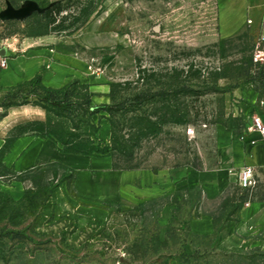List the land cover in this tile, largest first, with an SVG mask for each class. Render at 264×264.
I'll return each instance as SVG.
<instances>
[{"label": "rangeland", "instance_id": "1", "mask_svg": "<svg viewBox=\"0 0 264 264\" xmlns=\"http://www.w3.org/2000/svg\"><path fill=\"white\" fill-rule=\"evenodd\" d=\"M26 2L36 6L26 18L0 19V63L30 47L53 52L60 82L47 86L37 74L32 85L60 91L63 108L36 106L47 132L109 148L110 156H83L88 163L105 159L121 168L115 171L166 172L170 180L150 201L128 193L112 200L111 189L102 201L81 200L74 168L54 161L16 175L0 161V264H264V250H225L216 236L192 233L190 209L200 192L179 187L174 176L215 169L239 151L253 117L264 124V38L249 24L222 36L218 0H0V15ZM58 2L62 12L46 17ZM18 85L0 86V118L9 109L5 92ZM31 90L22 87L19 99ZM87 102L112 111L91 116ZM11 182L24 186L19 201L4 188ZM56 197L94 216L81 218L71 204L57 220H43ZM164 202L174 208L161 226ZM228 203L213 206L218 231ZM52 225L66 230L52 233Z\"/></svg>", "mask_w": 264, "mask_h": 264}, {"label": "crops", "instance_id": "2", "mask_svg": "<svg viewBox=\"0 0 264 264\" xmlns=\"http://www.w3.org/2000/svg\"><path fill=\"white\" fill-rule=\"evenodd\" d=\"M247 24L258 37L264 38V0H218V25L222 36H231ZM52 54L46 49L30 47L22 56L2 57L6 60V67L0 72V86L6 88L22 84L42 74L45 84L54 87L60 81L53 78L55 71L54 64L50 65L51 58L57 59ZM44 116L43 110L36 106L9 108L0 118V150L14 127L31 121L44 122ZM249 129L250 126L248 133L237 142L239 151H230L231 159L220 162L215 169L197 173L178 170L174 173L179 187L198 189L200 192L190 209L189 229L196 235L216 236L220 248L225 250H264V135ZM235 155L238 158L235 159ZM86 160L83 156L60 153L57 144L44 136L25 135L12 144L2 163L17 174L54 161L74 168L78 170L74 186L81 200L102 201L111 189L112 200L128 193L150 201L164 195L161 186L170 180L166 172L153 174L147 170L122 173L111 169L112 163L108 160L92 163ZM88 166H93L96 173L90 172ZM246 167L252 168L255 173V185L250 190H242L237 184V175ZM4 188L13 200L23 198V184L11 182ZM57 197L44 206L43 220H57V216L67 213L66 209L61 208L71 207L72 203L66 197ZM226 198H229L228 207L231 210L217 232V210L213 206L220 205ZM172 205L171 202H164L159 218L161 226L171 221ZM73 210L81 218L94 216L72 204ZM50 230L52 233L65 232L66 228L52 225Z\"/></svg>", "mask_w": 264, "mask_h": 264}, {"label": "trees", "instance_id": "3", "mask_svg": "<svg viewBox=\"0 0 264 264\" xmlns=\"http://www.w3.org/2000/svg\"><path fill=\"white\" fill-rule=\"evenodd\" d=\"M91 2H88L85 9L83 10V16L88 17L91 12ZM56 11V14L59 15L62 12L61 3H55L50 9H48L45 12L46 17H51ZM261 80L264 81V73H260ZM41 77L38 75L28 81V83H24L21 85H18L16 87L10 88L8 91L5 92V96L3 98L4 106L6 109L11 107H19L23 105L29 104V97H34L35 101L33 103L34 106H39L45 110L48 111V107L46 106H52L57 109H61L62 102L60 99L55 97L58 93H60L59 90L54 89H45L43 87H33L32 85L36 83L37 81H40ZM24 86H30L32 87V90L29 91L24 98L20 95L22 92L20 89ZM46 91L47 94L40 95L39 91ZM29 96V97H27ZM141 97H136L134 100L139 101ZM87 110H89V115L94 116L99 114L102 111L111 112V107L107 106H101V107H94L91 108L89 105V102L86 103ZM25 135H33V136H44L48 139L53 140L57 145H61L59 147V152L63 154H69V155H76V156H110L109 148L106 146H101V144H95L94 141H92L89 137L84 138L77 135H70L68 139H62L61 137H56L52 133L47 132V125L46 122H40V121H31L24 124L17 125L14 127L8 134L4 146L0 150V161L2 163V158L5 156L9 150L12 144L18 140L19 138L25 136ZM3 164V163H2ZM4 165V164H3ZM5 166V165H4ZM113 169L121 170L116 164V162L113 161ZM20 175V174H16ZM15 179H17V176H15ZM216 225V223H215ZM218 231V230H217Z\"/></svg>", "mask_w": 264, "mask_h": 264}, {"label": "built area", "instance_id": "4", "mask_svg": "<svg viewBox=\"0 0 264 264\" xmlns=\"http://www.w3.org/2000/svg\"><path fill=\"white\" fill-rule=\"evenodd\" d=\"M250 23V22H249ZM1 68L6 67V60L2 59L0 63ZM250 129L264 135V124L259 117H253ZM249 129V130H250ZM255 173L252 168L246 167L237 175V184L242 190H250L255 185Z\"/></svg>", "mask_w": 264, "mask_h": 264}, {"label": "water", "instance_id": "5", "mask_svg": "<svg viewBox=\"0 0 264 264\" xmlns=\"http://www.w3.org/2000/svg\"><path fill=\"white\" fill-rule=\"evenodd\" d=\"M36 6L34 3L26 2L23 7L18 10L14 11L12 9H8L4 13L0 15V19H23L26 18L31 10H35Z\"/></svg>", "mask_w": 264, "mask_h": 264}]
</instances>
